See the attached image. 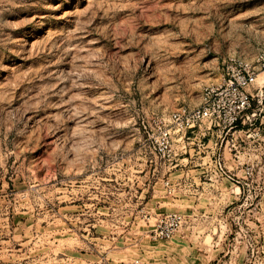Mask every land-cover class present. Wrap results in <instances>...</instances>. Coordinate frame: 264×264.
<instances>
[{"label": "rangeland", "instance_id": "rangeland-1", "mask_svg": "<svg viewBox=\"0 0 264 264\" xmlns=\"http://www.w3.org/2000/svg\"><path fill=\"white\" fill-rule=\"evenodd\" d=\"M230 57L264 58V0H0V264H264V74L235 128L153 151Z\"/></svg>", "mask_w": 264, "mask_h": 264}, {"label": "built area", "instance_id": "built-area-1", "mask_svg": "<svg viewBox=\"0 0 264 264\" xmlns=\"http://www.w3.org/2000/svg\"><path fill=\"white\" fill-rule=\"evenodd\" d=\"M259 73L264 74V58L253 63L249 60L230 57L224 63L220 79L203 87L202 101L198 106L181 107L170 115V124L158 126L153 146L156 156L170 165L175 163L177 155L173 148V132L184 134L186 131L200 128L202 124H208L207 128L213 125L230 131L238 123L243 122V117L253 98L252 86ZM246 118L250 117L246 115ZM215 168L220 176L230 182H237L232 175L226 174L220 159L215 161ZM182 223L181 215L164 214L156 223L154 237L162 240L169 239Z\"/></svg>", "mask_w": 264, "mask_h": 264}, {"label": "crops", "instance_id": "crops-1", "mask_svg": "<svg viewBox=\"0 0 264 264\" xmlns=\"http://www.w3.org/2000/svg\"><path fill=\"white\" fill-rule=\"evenodd\" d=\"M264 88V87H263ZM262 91V93H263V90H261ZM180 155V154H179ZM184 158H180V157H176L175 158V163H173V164H171L173 167H175V166H178L179 164H181V162H182V160H183ZM206 177V176H205ZM218 177L220 178V177H222V176H220V175H218ZM237 188V187H236ZM238 189V188H237ZM198 190V189H197ZM197 190H195V191H197ZM232 191V190H231ZM184 193H183V196H187L188 198L186 199V198H183V199H172V200H174V201H177V200H179L176 204H180L181 206H182V208H184L185 210H192V208H195V206L196 207H198V205H200L201 204V206H202V204L204 205V204H206V202L207 201H202L201 200V198H200V200L198 199V202H194V201H191L189 198L191 197L190 195H191V191L190 190H184L183 191ZM203 192V191H202ZM179 196H182V195H179ZM206 207V206H205ZM189 213V212H188ZM179 240V239H178ZM182 240V239H181ZM179 244H180V246H182L183 245V241H174L173 242V245H174V247H176V246H179ZM160 250V249H159ZM160 253H157V254H160V259L161 258H163V259H165V260H167L168 258H166V254H167V252H165V251H163V250H160L159 251ZM158 256V255H157ZM208 257V255H206V253H204L203 255H202V257H200V259H201V264H207V263H205V260H206V258Z\"/></svg>", "mask_w": 264, "mask_h": 264}]
</instances>
